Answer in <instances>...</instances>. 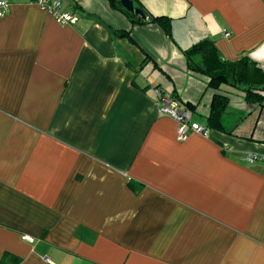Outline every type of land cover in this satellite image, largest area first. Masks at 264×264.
<instances>
[{
    "label": "crops",
    "instance_id": "1",
    "mask_svg": "<svg viewBox=\"0 0 264 264\" xmlns=\"http://www.w3.org/2000/svg\"><path fill=\"white\" fill-rule=\"evenodd\" d=\"M8 2L0 261L264 264V160L246 159L264 157V107L222 85L225 131L180 141L156 95L191 103L192 121L206 125L215 91L183 51L207 40L225 61L247 56L264 67V0H138L172 19V39L107 0H63L80 17L74 25L32 0Z\"/></svg>",
    "mask_w": 264,
    "mask_h": 264
},
{
    "label": "trees",
    "instance_id": "2",
    "mask_svg": "<svg viewBox=\"0 0 264 264\" xmlns=\"http://www.w3.org/2000/svg\"><path fill=\"white\" fill-rule=\"evenodd\" d=\"M111 8L123 13L133 25L156 24L162 31L172 39V19L161 16L157 17L149 13L138 0H132L136 7L143 10L145 18L132 15L122 7L120 0H107ZM116 36L125 37L131 40L130 32H116ZM187 61V68L196 73L209 78L208 87L215 91L208 116L206 117V127L213 130L225 131L224 116L229 112V98L220 93L222 85L235 88L244 93L245 102L257 107H264V67L244 56L237 61H225L220 53L210 41H201L183 51ZM145 62H149L148 59ZM155 65V64H154ZM156 66V65H155ZM147 88L144 89V91ZM163 95V91H161ZM179 100L176 95H168ZM158 99V98H157ZM180 101V100H179ZM181 102V101H180ZM190 113L195 111V106L191 103H183ZM133 192H139L140 185L129 183ZM20 259L5 253L0 264H19Z\"/></svg>",
    "mask_w": 264,
    "mask_h": 264
},
{
    "label": "built area",
    "instance_id": "3",
    "mask_svg": "<svg viewBox=\"0 0 264 264\" xmlns=\"http://www.w3.org/2000/svg\"><path fill=\"white\" fill-rule=\"evenodd\" d=\"M43 11L49 13L57 23L61 25H74L80 21V17L67 9L63 5V0H32ZM10 3L8 0H0V19L9 13ZM226 38L231 37L229 31H224ZM159 114L174 119L178 124L177 138L184 141L190 133L206 134L209 131L205 125H199L192 121V114L184 108L181 102L168 95H163L160 90H156ZM246 159L249 162L264 160V157L256 154H249Z\"/></svg>",
    "mask_w": 264,
    "mask_h": 264
},
{
    "label": "water",
    "instance_id": "4",
    "mask_svg": "<svg viewBox=\"0 0 264 264\" xmlns=\"http://www.w3.org/2000/svg\"><path fill=\"white\" fill-rule=\"evenodd\" d=\"M120 3L122 7L129 11L132 15L142 19L145 18V13L143 10L136 7L132 0H120Z\"/></svg>",
    "mask_w": 264,
    "mask_h": 264
}]
</instances>
